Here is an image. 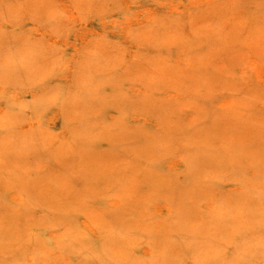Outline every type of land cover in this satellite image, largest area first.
Segmentation results:
<instances>
[{
  "label": "rangeland",
  "instance_id": "1",
  "mask_svg": "<svg viewBox=\"0 0 264 264\" xmlns=\"http://www.w3.org/2000/svg\"><path fill=\"white\" fill-rule=\"evenodd\" d=\"M0 264H264V0H0Z\"/></svg>",
  "mask_w": 264,
  "mask_h": 264
},
{
  "label": "bare ground",
  "instance_id": "2",
  "mask_svg": "<svg viewBox=\"0 0 264 264\" xmlns=\"http://www.w3.org/2000/svg\"><path fill=\"white\" fill-rule=\"evenodd\" d=\"M80 59V58H79ZM74 65V64H73ZM73 70H74V68H73ZM62 117L63 116V114L60 112L58 115H57V117ZM18 200H19V202H21L22 200H21V198H17ZM166 209H168L169 210V208L167 207ZM85 225V227H86V229L89 231V232H91V233H93L94 235H98L97 234V232H96V230L93 228V226L92 225H90V224H84Z\"/></svg>",
  "mask_w": 264,
  "mask_h": 264
}]
</instances>
